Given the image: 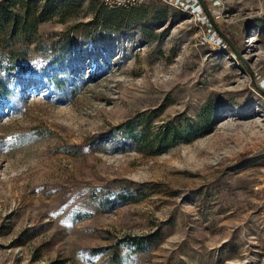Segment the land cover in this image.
<instances>
[{"label":"rangeland","instance_id":"374dc122","mask_svg":"<svg viewBox=\"0 0 264 264\" xmlns=\"http://www.w3.org/2000/svg\"><path fill=\"white\" fill-rule=\"evenodd\" d=\"M196 1L76 0L17 39L0 264H264V0ZM60 37L71 55L56 62ZM56 70L70 98L45 83ZM127 120L141 143L107 135ZM163 127L177 142L160 152Z\"/></svg>","mask_w":264,"mask_h":264},{"label":"trees","instance_id":"16d2710c","mask_svg":"<svg viewBox=\"0 0 264 264\" xmlns=\"http://www.w3.org/2000/svg\"><path fill=\"white\" fill-rule=\"evenodd\" d=\"M95 0H89V5L93 9ZM202 3V1H201ZM76 4V0H0V104L6 100L15 99L16 94L10 87L9 78L21 77L25 75V57L21 54L15 45L17 39L22 34L35 35L38 32V25L55 16L64 17L69 14V8ZM103 4V2H102ZM107 7L106 5H102ZM94 17L90 25H100L104 23V18L94 13ZM224 37V35H223ZM233 39V37L231 36ZM69 37L58 38L51 45V53L54 59L59 61L62 57L70 56ZM88 43L97 42V39L87 40ZM230 50H234L232 44L229 43ZM49 86L53 87L56 95L60 99L70 98V94H74L79 89L78 85L72 84L67 73L56 70L49 75L45 81ZM186 132L178 138H187L192 140L196 137L193 130L187 129ZM142 129L138 123L127 120L115 126L109 136H115L122 141H132L141 143L139 136ZM103 135L96 138L100 139ZM161 139L157 144L160 152L166 151L172 144L176 143L174 137H170V129L163 127L161 131ZM154 144V143H153ZM104 198V196H102ZM153 235L143 237H131L124 242H129L139 250H144V246H148L156 241Z\"/></svg>","mask_w":264,"mask_h":264},{"label":"built area","instance_id":"2783aa9c","mask_svg":"<svg viewBox=\"0 0 264 264\" xmlns=\"http://www.w3.org/2000/svg\"><path fill=\"white\" fill-rule=\"evenodd\" d=\"M135 1L136 0H102L103 4L106 6H127L128 4H132V2ZM171 1H175V3L179 5L192 6L194 9H201L202 7L201 4L197 3V1L193 2V0H171ZM191 2H193L192 5H190Z\"/></svg>","mask_w":264,"mask_h":264}]
</instances>
